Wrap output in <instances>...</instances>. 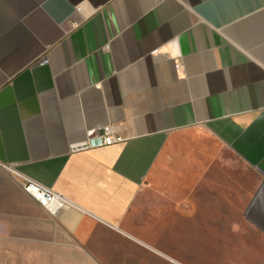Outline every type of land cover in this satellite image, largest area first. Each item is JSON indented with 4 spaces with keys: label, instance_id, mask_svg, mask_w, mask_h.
<instances>
[{
    "label": "crops",
    "instance_id": "1",
    "mask_svg": "<svg viewBox=\"0 0 264 264\" xmlns=\"http://www.w3.org/2000/svg\"><path fill=\"white\" fill-rule=\"evenodd\" d=\"M109 125L127 141L90 148ZM227 162L264 240V0H0V264H168L158 236L189 241Z\"/></svg>",
    "mask_w": 264,
    "mask_h": 264
},
{
    "label": "rangeland",
    "instance_id": "2",
    "mask_svg": "<svg viewBox=\"0 0 264 264\" xmlns=\"http://www.w3.org/2000/svg\"><path fill=\"white\" fill-rule=\"evenodd\" d=\"M191 138L198 137L193 135ZM203 139L208 146V156L212 157V154H215L221 160L230 159L227 150L215 148L208 136ZM233 167L234 165L228 162L221 165H211L209 170L211 179L207 181L206 186L208 192L205 196L206 211L202 213V216L205 217L204 222L190 218L189 241L171 236L170 241L174 243L167 242L165 232L170 234L172 229L169 231L164 229L163 235L158 236L156 247L164 252V255L166 250L174 253V259H167L160 253L154 252L155 254L163 258L168 264H264V258L260 257L261 255L253 254L260 257L257 261L253 258L254 256L247 255V251L250 253V251L253 252V249L264 250V240L261 234L250 227L243 210L248 198L245 196L246 185L254 184L256 179L244 166L237 165V168L232 169ZM214 173L220 177V181L218 180L220 182V189H218L220 197L218 196V199L222 204V209L219 213H213L211 209V204L214 201V180L212 179ZM235 175L237 178L234 177ZM190 215H192L191 211ZM143 224L149 225L148 219L143 221ZM144 229L148 230L147 228L142 230ZM173 230L174 232L175 230L181 231V227ZM163 263L165 262H158V264Z\"/></svg>",
    "mask_w": 264,
    "mask_h": 264
},
{
    "label": "built area",
    "instance_id": "3",
    "mask_svg": "<svg viewBox=\"0 0 264 264\" xmlns=\"http://www.w3.org/2000/svg\"><path fill=\"white\" fill-rule=\"evenodd\" d=\"M127 139L121 136L113 126L109 125L95 131L89 139L90 148L107 147L126 142ZM12 175L17 179L23 190L36 203L55 216L59 210L69 206L67 199L53 189L39 183L38 181L19 173L13 167H7Z\"/></svg>",
    "mask_w": 264,
    "mask_h": 264
}]
</instances>
